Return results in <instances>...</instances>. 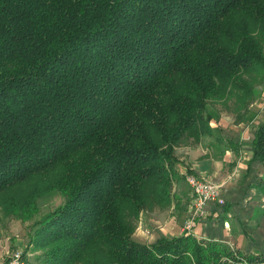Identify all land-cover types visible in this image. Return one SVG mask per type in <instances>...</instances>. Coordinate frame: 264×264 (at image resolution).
I'll return each mask as SVG.
<instances>
[{
    "label": "trees",
    "instance_id": "obj_1",
    "mask_svg": "<svg viewBox=\"0 0 264 264\" xmlns=\"http://www.w3.org/2000/svg\"><path fill=\"white\" fill-rule=\"evenodd\" d=\"M264 85V0H0V218L39 264H264L191 232L134 233L175 202L177 149L245 119ZM264 164V122L252 136Z\"/></svg>",
    "mask_w": 264,
    "mask_h": 264
},
{
    "label": "crops",
    "instance_id": "obj_2",
    "mask_svg": "<svg viewBox=\"0 0 264 264\" xmlns=\"http://www.w3.org/2000/svg\"><path fill=\"white\" fill-rule=\"evenodd\" d=\"M209 112L213 133L198 144L177 149L182 178L174 186L175 202L165 210V216L143 211L134 237L153 243L163 234L191 232L244 251L264 253V164L253 159L252 148L253 133L264 122V85L242 121L214 105H209ZM188 173L219 183L226 201L224 205L209 203L205 215L194 220L191 231L184 228L194 199L186 180Z\"/></svg>",
    "mask_w": 264,
    "mask_h": 264
},
{
    "label": "rangeland",
    "instance_id": "obj_3",
    "mask_svg": "<svg viewBox=\"0 0 264 264\" xmlns=\"http://www.w3.org/2000/svg\"><path fill=\"white\" fill-rule=\"evenodd\" d=\"M216 109L231 114L221 108L219 105L215 106ZM63 201L61 194H55L50 200L41 204L39 213L32 219L23 220L15 217H2L0 218V264H5L8 255L15 249H22L25 251L29 243V238L32 232L33 225L47 215L54 207ZM167 210V209H165ZM165 210L156 209L153 210L156 215L165 216ZM161 212V213H158ZM141 221V219H140ZM140 221L137 223L139 226ZM40 251L28 252L25 256L30 264H39L37 262V256Z\"/></svg>",
    "mask_w": 264,
    "mask_h": 264
},
{
    "label": "built area",
    "instance_id": "obj_4",
    "mask_svg": "<svg viewBox=\"0 0 264 264\" xmlns=\"http://www.w3.org/2000/svg\"><path fill=\"white\" fill-rule=\"evenodd\" d=\"M186 180L192 189L194 199L191 215L187 219L184 228L191 231L194 220L198 216L205 215L209 203L217 202L224 205L226 201L219 183L194 173H188ZM5 264H30V262L26 259L22 249H15L9 253Z\"/></svg>",
    "mask_w": 264,
    "mask_h": 264
}]
</instances>
